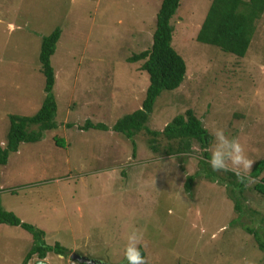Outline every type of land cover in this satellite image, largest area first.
<instances>
[{"label":"rangeland","instance_id":"1","mask_svg":"<svg viewBox=\"0 0 264 264\" xmlns=\"http://www.w3.org/2000/svg\"><path fill=\"white\" fill-rule=\"evenodd\" d=\"M210 2L180 0L170 21L171 45L186 74L178 89L156 99L147 127L162 131L192 110L210 135L222 128L256 163L264 158V13L238 59L196 41ZM159 6L160 0H0L3 147L9 115L39 110L41 39L61 31L51 57L58 127L36 143L20 144L0 165L2 208L41 229L47 245L69 251L66 258L47 254L46 264H73L72 253L123 264L125 237L134 229L143 235L147 264H264V252L245 231L253 228L264 243V196L254 189L264 172L246 185L240 217L229 198L232 187L200 173L196 142L190 153L167 156L169 142L157 138L154 152L145 132L133 146L110 130H82L86 121L111 128L141 107L148 75L142 61L128 60L150 49ZM192 175L187 193L184 182ZM32 242L20 227L0 225V264H23Z\"/></svg>","mask_w":264,"mask_h":264},{"label":"trees","instance_id":"2","mask_svg":"<svg viewBox=\"0 0 264 264\" xmlns=\"http://www.w3.org/2000/svg\"><path fill=\"white\" fill-rule=\"evenodd\" d=\"M180 5V0H160L156 14L155 27L152 33L150 49L129 58V63L142 61L141 70L148 75L149 84L141 107L118 120L111 128L103 124L84 123L82 130L112 131L122 134L132 141L140 132L150 136L148 140L150 149L158 152L155 145L157 138L169 142L166 150L167 156H177L192 151L191 146L196 142L201 150L202 158L199 160L200 173L207 180L227 184L232 187L229 198L233 201V209L238 216L243 215L242 200L246 185L238 184L235 175L231 172L224 173L226 179L218 177L207 164L209 153L204 150L209 147L212 136L203 127L192 110L176 116L162 131H153L147 127V122L153 111L156 99L166 91H174L180 87L186 74V65L183 58L171 45L173 26L170 23ZM264 13V0H211L207 13L196 35V41L209 46H214L222 52L231 54L238 59L245 57L251 45L255 32V24ZM61 36L60 28L53 30L48 36L41 39L38 60L44 77V99L39 110L32 116L9 115V128L4 147L0 144V165L7 163L8 156L18 151L22 143H36L43 138L47 131L57 129L55 121L57 105L53 94L55 74L51 66V57L55 53L56 44ZM35 127L36 129H31ZM56 146H63V142L54 139ZM175 145V146H174ZM264 172V158L257 161L248 174L250 180H258ZM199 173V174H200ZM195 175L188 176L184 182V190H192ZM249 183V182H248ZM247 183V184H248ZM254 189L264 196V177L256 182ZM20 227L32 236V246L27 252L23 264L36 257L44 260L47 254L67 257L69 251L58 243L49 246L44 241V232L28 223L21 221L12 212L5 211L0 202V225ZM245 231L252 235L258 248L264 252V243L259 240L253 228L245 227ZM142 255L143 250L140 248ZM74 264H80L74 262ZM123 264H128L127 260Z\"/></svg>","mask_w":264,"mask_h":264},{"label":"clouds","instance_id":"3","mask_svg":"<svg viewBox=\"0 0 264 264\" xmlns=\"http://www.w3.org/2000/svg\"><path fill=\"white\" fill-rule=\"evenodd\" d=\"M211 135L213 140L210 141L209 147L204 150L209 153L206 162L211 170L213 172H231L235 175L238 184L247 185L249 182L248 173L253 169L255 162L248 158L245 146L238 138L230 139L222 128L215 129ZM125 239L127 244L124 256L128 264H147L140 251L143 240L142 233L138 229H134Z\"/></svg>","mask_w":264,"mask_h":264},{"label":"water","instance_id":"4","mask_svg":"<svg viewBox=\"0 0 264 264\" xmlns=\"http://www.w3.org/2000/svg\"><path fill=\"white\" fill-rule=\"evenodd\" d=\"M70 259L73 261V262H77V263H80V264H104V263H99L97 261H94V260H91L87 257H84V256H80L76 253H72L71 256H70ZM36 264H46L45 261H37Z\"/></svg>","mask_w":264,"mask_h":264}]
</instances>
